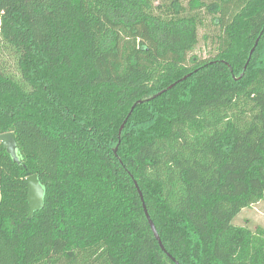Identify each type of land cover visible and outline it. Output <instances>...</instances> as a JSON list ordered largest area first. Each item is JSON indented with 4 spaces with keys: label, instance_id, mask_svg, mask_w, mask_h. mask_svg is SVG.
Returning a JSON list of instances; mask_svg holds the SVG:
<instances>
[{
    "label": "trees",
    "instance_id": "1",
    "mask_svg": "<svg viewBox=\"0 0 264 264\" xmlns=\"http://www.w3.org/2000/svg\"><path fill=\"white\" fill-rule=\"evenodd\" d=\"M6 133L0 264H264V0H0Z\"/></svg>",
    "mask_w": 264,
    "mask_h": 264
},
{
    "label": "rangeland",
    "instance_id": "2",
    "mask_svg": "<svg viewBox=\"0 0 264 264\" xmlns=\"http://www.w3.org/2000/svg\"><path fill=\"white\" fill-rule=\"evenodd\" d=\"M168 1V0H165ZM188 0H185L187 2ZM216 29L212 26V16L204 14V23L198 29V42L188 54V60L204 61L212 59L216 54L214 36ZM235 227H246L251 232L260 230L264 234V199L252 207L242 210L232 221Z\"/></svg>",
    "mask_w": 264,
    "mask_h": 264
},
{
    "label": "water",
    "instance_id": "3",
    "mask_svg": "<svg viewBox=\"0 0 264 264\" xmlns=\"http://www.w3.org/2000/svg\"><path fill=\"white\" fill-rule=\"evenodd\" d=\"M252 52H253V50L251 51L250 55L252 54ZM0 142L2 144V147L11 156L12 160L14 162L18 163L19 159L17 157L16 143H15L13 134L12 133H6V134L1 135L0 136ZM26 183H27V187H28V192H27V204L29 207L28 218L31 219L32 215L35 212H38L43 208L44 190H43L42 186L39 184L37 176H35V175L29 176L28 178H26ZM138 193H139L141 201L143 202L141 193L139 191H138ZM143 209H144L145 217H146L148 224L150 226V229L154 235V238L156 239L161 250H163V246H162L161 241L158 237L156 229H155L153 223L151 222L149 215L147 213V210H146L144 205H143Z\"/></svg>",
    "mask_w": 264,
    "mask_h": 264
}]
</instances>
